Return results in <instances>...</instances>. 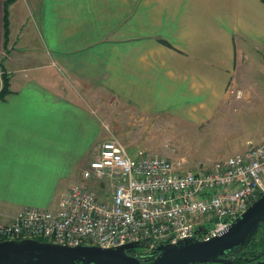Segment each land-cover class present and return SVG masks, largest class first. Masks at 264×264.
Returning <instances> with one entry per match:
<instances>
[{
	"label": "crops",
	"instance_id": "1",
	"mask_svg": "<svg viewBox=\"0 0 264 264\" xmlns=\"http://www.w3.org/2000/svg\"><path fill=\"white\" fill-rule=\"evenodd\" d=\"M4 2L0 90L6 72L11 91L0 100L5 220L25 206L56 210L83 181L109 137L98 106L105 98L127 105L135 120L200 124L226 100L245 56L264 58L261 0H15L7 50ZM24 10L44 56L17 49Z\"/></svg>",
	"mask_w": 264,
	"mask_h": 264
},
{
	"label": "built area",
	"instance_id": "2",
	"mask_svg": "<svg viewBox=\"0 0 264 264\" xmlns=\"http://www.w3.org/2000/svg\"><path fill=\"white\" fill-rule=\"evenodd\" d=\"M106 130L100 155L83 169V181L62 195L58 209L25 206L10 220L0 212V241L43 238L102 247L144 242L131 249L142 259L159 242L218 236L264 193V141L208 168L182 169L142 149L132 155Z\"/></svg>",
	"mask_w": 264,
	"mask_h": 264
},
{
	"label": "rangeland",
	"instance_id": "3",
	"mask_svg": "<svg viewBox=\"0 0 264 264\" xmlns=\"http://www.w3.org/2000/svg\"><path fill=\"white\" fill-rule=\"evenodd\" d=\"M21 14L22 38L17 49L27 58L44 56L47 50L33 34L32 15L25 10ZM98 106L106 127L132 154L142 149L166 156L182 169L208 168L216 160L264 141V58L245 56L230 81L226 100L211 119L200 124L181 118L135 120L127 105L115 104L110 98H105V106Z\"/></svg>",
	"mask_w": 264,
	"mask_h": 264
},
{
	"label": "water",
	"instance_id": "4",
	"mask_svg": "<svg viewBox=\"0 0 264 264\" xmlns=\"http://www.w3.org/2000/svg\"><path fill=\"white\" fill-rule=\"evenodd\" d=\"M260 225L264 237V193L218 236L210 240L188 237L176 243L159 242L155 246L159 254L150 262L129 253L131 249L144 247V242L116 247L69 246L25 238L0 241V264H233L228 255L249 244ZM249 264H264V257Z\"/></svg>",
	"mask_w": 264,
	"mask_h": 264
},
{
	"label": "trees",
	"instance_id": "5",
	"mask_svg": "<svg viewBox=\"0 0 264 264\" xmlns=\"http://www.w3.org/2000/svg\"><path fill=\"white\" fill-rule=\"evenodd\" d=\"M15 0H5V41L4 46L7 50L9 48L10 44V27H9V6L12 2ZM264 3V0H261ZM162 42L166 43V41ZM10 77L6 72L3 73V88L0 90V100L6 99V97L10 94ZM39 240L45 241L43 238H38ZM133 252L132 250H129V253ZM228 257L233 258V264H249L251 262H254L256 260H259L264 257V237L263 232L259 231V234H255L253 236L251 242L247 244L243 249H241L237 253H232L228 255ZM155 256H152L151 258L147 259L145 262H150L153 260ZM205 264H225L221 262H215V263H205Z\"/></svg>",
	"mask_w": 264,
	"mask_h": 264
},
{
	"label": "flooded vegetation",
	"instance_id": "6",
	"mask_svg": "<svg viewBox=\"0 0 264 264\" xmlns=\"http://www.w3.org/2000/svg\"><path fill=\"white\" fill-rule=\"evenodd\" d=\"M259 231L263 232V226L262 225L259 226V228H258V230H257V232L255 234L259 233ZM131 254H132V252H131ZM158 254H159V251L155 250L152 254H149L148 257L142 258V260L146 261L147 259L151 258L152 256H156Z\"/></svg>",
	"mask_w": 264,
	"mask_h": 264
}]
</instances>
